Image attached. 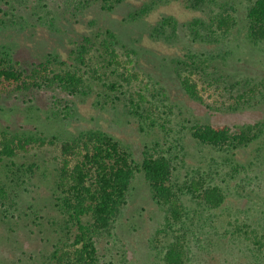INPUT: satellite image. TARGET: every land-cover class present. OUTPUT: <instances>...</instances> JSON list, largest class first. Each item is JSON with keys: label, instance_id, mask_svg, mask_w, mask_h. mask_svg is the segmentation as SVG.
<instances>
[{"label": "rangeland", "instance_id": "obj_1", "mask_svg": "<svg viewBox=\"0 0 264 264\" xmlns=\"http://www.w3.org/2000/svg\"><path fill=\"white\" fill-rule=\"evenodd\" d=\"M247 3L0 0V52L11 53L26 68L56 54L63 61L57 68L78 71L87 84L85 94L72 98L68 117L54 115L58 110L50 91L4 95L0 130L57 137V143L82 131L101 130L129 147L136 159L147 148L169 156L175 187L185 189L188 178L202 175L225 194L219 208L181 194L196 261L264 264V134L236 154L205 146L191 132L196 123L264 121L262 104L236 110L232 98L239 79L264 78V44L252 43L244 27ZM230 5L238 9V24L225 33L212 19L224 7L231 13ZM107 29L117 35L119 65L104 57L101 44ZM87 38L88 64L83 65L78 51ZM184 77L197 84L201 98L187 92ZM58 155V147L47 143L22 153L16 166L0 157V264H49L56 246L70 242L65 218L54 206ZM167 217V209L137 175L113 227L96 238L102 261L165 264L167 247L181 227L170 229ZM244 224L257 229V237L246 239Z\"/></svg>", "mask_w": 264, "mask_h": 264}, {"label": "trees", "instance_id": "obj_2", "mask_svg": "<svg viewBox=\"0 0 264 264\" xmlns=\"http://www.w3.org/2000/svg\"><path fill=\"white\" fill-rule=\"evenodd\" d=\"M247 1L244 18L247 37L255 45L264 44V0ZM114 6L115 3L107 8L113 9ZM229 8L231 13L224 7V12L212 19L225 33H230L238 24V9L234 5ZM86 40L87 43L81 45L78 51V60L83 65L88 64L86 55L91 42V39ZM101 45L108 63L119 65L116 33L111 29L105 30ZM58 63H63L60 56L51 53L46 59L26 68L11 53L0 52V98L10 94L29 96L40 91H50L52 103L58 110L54 115L68 117L73 113L72 98L85 94L87 84L78 71L59 69ZM182 83L189 94L200 97L197 84L190 81L189 77H184ZM236 85L239 88L232 97L236 110L246 106L254 109L261 104L259 107H264V78L239 79ZM191 132L193 138L205 146L237 154L241 148L249 147L264 134V121L222 126L196 123L191 127ZM57 141V137L48 139L0 130V157L11 159L13 166H16L22 153H28L37 144L44 146L49 143L58 147L54 206L65 218L70 242L56 246L49 264H105L96 238L113 227L128 201L133 180L139 174L144 177L157 203L167 209V226L176 231L174 226L181 224L177 228L179 235L167 247L165 264H201L196 261L195 252L188 244L191 230L186 220H190V215L180 197L187 192L194 199H201L206 207L219 208L225 201L220 186L210 183L202 175H193L186 180L185 189L175 187L172 181L175 165L169 156L156 154L147 148L142 152V157L136 159L129 147L101 130H86L76 137L59 143ZM33 166H29L31 170ZM243 227L241 230L246 234V239L257 237V229L249 224ZM261 244L264 242L261 241Z\"/></svg>", "mask_w": 264, "mask_h": 264}]
</instances>
